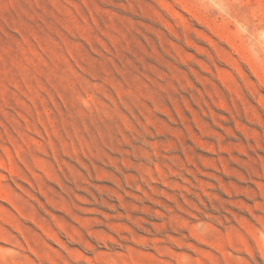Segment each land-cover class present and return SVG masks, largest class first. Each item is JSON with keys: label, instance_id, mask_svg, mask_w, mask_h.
<instances>
[{"label": "rangeland", "instance_id": "obj_1", "mask_svg": "<svg viewBox=\"0 0 264 264\" xmlns=\"http://www.w3.org/2000/svg\"><path fill=\"white\" fill-rule=\"evenodd\" d=\"M0 264H264V0H0Z\"/></svg>", "mask_w": 264, "mask_h": 264}]
</instances>
